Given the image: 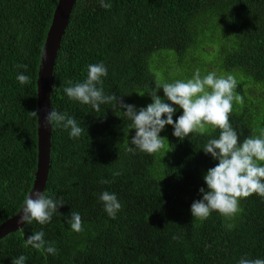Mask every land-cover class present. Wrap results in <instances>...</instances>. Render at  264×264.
Listing matches in <instances>:
<instances>
[{
  "label": "trees",
  "instance_id": "obj_1",
  "mask_svg": "<svg viewBox=\"0 0 264 264\" xmlns=\"http://www.w3.org/2000/svg\"><path fill=\"white\" fill-rule=\"evenodd\" d=\"M58 0H0V224L15 215L30 191L37 163L36 79ZM76 0L53 70L51 110L67 113L85 128L75 139L52 125L50 169L44 194L62 199L51 221L25 224L0 240V264L20 255L25 264H238L264 259V198L241 199L226 219L213 211L201 221L193 201L206 188L203 175L217 161L203 152L219 130L184 140L168 125L164 147L147 154L128 141L131 121L115 102L100 106L69 100L67 82H83L87 66L103 63L106 95L139 109L155 84L216 72L237 79L230 123L240 141L264 131V0ZM27 65V68H17ZM23 73L30 82L21 84ZM175 76V77H172ZM161 95H163V90ZM182 114L177 109L173 120ZM166 132V135H165ZM114 172L120 175L113 176ZM101 179L111 181L100 183ZM114 193L116 218L99 195ZM81 216L82 230L65 222ZM228 224L233 227L229 229ZM43 231L55 255L25 246ZM175 237V239H174Z\"/></svg>",
  "mask_w": 264,
  "mask_h": 264
},
{
  "label": "clouds",
  "instance_id": "obj_2",
  "mask_svg": "<svg viewBox=\"0 0 264 264\" xmlns=\"http://www.w3.org/2000/svg\"><path fill=\"white\" fill-rule=\"evenodd\" d=\"M100 2L101 7L111 8L110 2ZM16 67L26 69L27 65ZM105 76L107 68L102 62L90 64L83 82L68 81L63 91L69 100L90 105L97 112L101 105L113 102L119 109H123V115L131 121L129 129L135 130L128 141L131 145L126 149L128 152L134 153L138 149L154 154L160 151L166 139L159 134L166 125L172 126V134L179 140H184L192 133L204 135L209 129L219 130L218 138L209 139L202 149L218 163L203 175L206 188L199 189L202 198L191 204L192 217L203 221L215 211L231 219L240 212L241 199L253 194L264 198V131L246 137L241 142L229 119L233 103H243V97L235 92L238 83L235 76H218L216 72L202 76L200 70L196 69L191 78L155 84L147 92L152 102L138 110L114 94H105L102 79ZM16 79L21 84L30 82V77L23 73L18 74ZM159 89L163 90V98L157 94ZM177 108L182 110V114L174 121L173 115ZM29 113L38 119V110ZM45 120L50 126L70 130L68 134L72 139L80 137L85 131L74 117L55 109L46 115ZM118 175L119 172L113 173V176ZM110 182L104 179L100 181L102 184ZM99 200L108 216L115 219L122 207L116 195L104 191L99 195ZM62 205V199L56 200L41 191H32L23 200L17 223L32 224L35 221L41 225L47 224ZM65 222L75 232L82 230L81 216L77 212H71ZM227 227L231 229L233 225L228 224ZM25 246L50 255L57 253L55 246L45 241L43 231L28 236ZM25 260L26 257L20 255L12 260V264H25ZM238 264H264V259L241 258Z\"/></svg>",
  "mask_w": 264,
  "mask_h": 264
},
{
  "label": "water",
  "instance_id": "obj_3",
  "mask_svg": "<svg viewBox=\"0 0 264 264\" xmlns=\"http://www.w3.org/2000/svg\"><path fill=\"white\" fill-rule=\"evenodd\" d=\"M75 2L76 0L57 1L41 53L36 79L38 110L36 125L37 163L36 171L34 173V181L28 194H31L32 191H41L44 193L47 184L50 169L52 127L46 123L45 117L51 111L50 95L52 92L53 70L57 53ZM19 210L11 218L0 224V240L8 234L21 230L25 226V224L17 223L20 215Z\"/></svg>",
  "mask_w": 264,
  "mask_h": 264
},
{
  "label": "rangeland",
  "instance_id": "obj_4",
  "mask_svg": "<svg viewBox=\"0 0 264 264\" xmlns=\"http://www.w3.org/2000/svg\"><path fill=\"white\" fill-rule=\"evenodd\" d=\"M172 77H175V76H172ZM157 94H158L159 96H161V98H163V95H161V90H160V89L157 91ZM142 96H143V97H142V98H143V99H142V102H143V103L138 104L139 109L142 108V107H146L149 103L152 102V101H151V97H150L147 93H144ZM166 102H167V101H166ZM177 109H179V108H177ZM173 116H174V115H173ZM165 127L168 128V125H166ZM166 128H165V129H166ZM165 135H166V132H165Z\"/></svg>",
  "mask_w": 264,
  "mask_h": 264
}]
</instances>
